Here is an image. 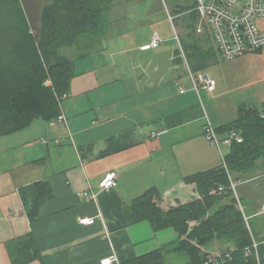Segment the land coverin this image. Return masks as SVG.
<instances>
[{"label":"crops","instance_id":"obj_1","mask_svg":"<svg viewBox=\"0 0 264 264\" xmlns=\"http://www.w3.org/2000/svg\"><path fill=\"white\" fill-rule=\"evenodd\" d=\"M127 1L115 0L104 36L122 32L124 19L115 7ZM168 13L161 24L173 34L158 48L141 49L155 33L145 38L126 34L113 44L108 43L112 37L101 39V47L81 57L76 52L78 73L61 102L66 122L36 119L0 136V264H13L16 247L25 240L40 253L28 264H102L109 257L111 264H123L178 238L172 227L156 230L149 220L136 221L133 202L150 189L161 194L165 210L201 198L196 184L185 178L223 167L233 145L219 148L206 137L207 117L223 127L249 106L230 114L227 104L212 101L227 90L204 91L206 102L203 93H196ZM187 15H174L183 45L191 34ZM206 39L213 47L204 45L212 49L211 62L220 55ZM186 55L191 68L200 71ZM110 171L117 173L118 183L101 190L99 182ZM231 175L248 184L264 175V157L253 169ZM84 192L96 196L86 199ZM238 194L249 214H257L262 206L255 205L256 198L251 203L245 198L255 193ZM87 217L94 221L82 224ZM224 248L229 247L220 240L203 247L211 256H221ZM168 256L169 264L187 263L185 255Z\"/></svg>","mask_w":264,"mask_h":264},{"label":"trees","instance_id":"obj_2","mask_svg":"<svg viewBox=\"0 0 264 264\" xmlns=\"http://www.w3.org/2000/svg\"><path fill=\"white\" fill-rule=\"evenodd\" d=\"M114 6L115 0H47L40 8V31L36 36L22 0H0V136L23 130L36 119L58 118L61 102L77 75L76 60L64 50L77 47L80 57L92 51L93 48L85 50L84 46L93 47L95 39L99 43L104 38ZM194 7L195 1L190 5L175 3L170 13L187 12L191 34L183 46L195 67L203 69L212 59L213 47L208 37H196L198 15L192 11ZM205 44L212 49L205 50ZM263 114L264 107L263 110L242 107L237 120L218 128L220 133L236 130L244 138L241 143H233L231 153L225 157L230 171L253 169L264 157ZM185 180L196 184L201 198L168 210L161 206L157 190L150 189L135 199L136 221L149 220L156 230L172 227L179 236L164 248L123 264H169L168 254L172 252L185 255L186 264H200L210 258L203 247L216 240L229 247L219 264H252L244 253L252 237L238 199L228 188L230 179L226 170L220 167L198 172ZM220 186L226 190L221 191ZM192 221L197 224L191 225ZM258 239L264 264V237ZM230 246L236 250L226 256ZM39 257L33 242L21 241L13 264H28Z\"/></svg>","mask_w":264,"mask_h":264},{"label":"built area","instance_id":"obj_3","mask_svg":"<svg viewBox=\"0 0 264 264\" xmlns=\"http://www.w3.org/2000/svg\"><path fill=\"white\" fill-rule=\"evenodd\" d=\"M192 11H195L198 15V21L196 24V34L204 35L211 39L215 45V49L219 55L224 59H235L250 51L259 50L264 47V0H196L195 7ZM187 12L183 13L186 14ZM181 14V15H183ZM168 17L171 20L174 27V38L177 41L179 48L183 54V57L188 66L189 75L192 81L193 89L201 96L202 91H213L217 86V81L212 78L208 73L201 71H195L191 68L189 58L184 50L182 38L180 32H177L174 26L176 16L168 13ZM164 40L159 34H154L148 44L141 46L142 50H148L152 48H158ZM184 90L181 89V93ZM66 94L64 96L67 97ZM66 116L61 113L58 116V120L66 122ZM206 137L219 148L223 143H241L244 138L241 133L236 130H231L225 133L223 137L218 128L207 117L205 126ZM153 135H156L153 133ZM223 168L228 173L230 184L229 189L238 199V207L244 214V218L247 227L250 231L252 242L250 245L244 248L245 257L252 261V264H263L262 258L259 252V246L261 241L255 235L251 225V214H248L245 210L238 191V183L231 175V171L228 168L224 157ZM118 183V175L114 171H110L99 182V188L101 190L109 191L114 188ZM221 191H225L226 187L220 186ZM86 199L95 198V194L92 192H84L82 194ZM256 215H264V205L261 207ZM94 221L93 218H82L80 222L84 225L91 224ZM236 250L232 247L230 252L226 256ZM213 258L200 264H219V259ZM114 258H106L102 261V264H111Z\"/></svg>","mask_w":264,"mask_h":264},{"label":"rangeland","instance_id":"obj_4","mask_svg":"<svg viewBox=\"0 0 264 264\" xmlns=\"http://www.w3.org/2000/svg\"><path fill=\"white\" fill-rule=\"evenodd\" d=\"M46 1L47 0H22L30 21L31 28L36 36H38L40 31V8H42V5ZM177 2L180 4H193V0H131L127 1L123 5L120 4L121 6L117 5L115 7L117 10L116 13L124 19V22L122 23V26L124 25V28L121 32L122 34H115L114 37L108 34L107 36H104V38L112 37L108 40V43L113 44L117 43L122 37L126 38V34L131 36L135 35L137 38H145L150 37L151 34L157 33L164 40L161 45H164L166 41L172 36L173 31L170 29V27L165 26L166 24H161V22L167 19V11L172 12V8ZM178 29L180 30L179 27ZM166 34H169L168 38ZM82 42L84 43L85 41ZM86 43L88 44V42ZM84 47L85 50L99 48L101 47V40L98 43L97 39H95L93 47ZM64 51L71 57H74L79 49H77V47H73L66 48ZM76 69L78 70L77 66ZM200 71L203 73H208L217 81L219 93L220 91L225 90L229 92L227 94L225 93L221 97H218V94V96L215 97V94L212 97V101L217 104L221 102L227 104L230 114L231 112L234 113L236 107L238 108L242 106H254L259 110H263L264 47L259 50L250 51L235 59H224L221 56H218L217 58L213 59L207 67L201 69ZM203 92L204 91L201 93ZM202 97L203 101L206 102L205 93L202 94ZM220 105L221 104L218 106ZM223 149L226 151L225 145L223 146ZM244 190L249 193L253 192L256 195L254 197L245 195V198L249 203H251L256 198V202H254L255 205H264V175L254 178L248 184H240L239 182L237 191L243 193ZM245 210L249 214L247 208H245ZM250 222L253 226L255 234L259 236V234L264 232V215H252ZM212 244H214V242ZM222 250L225 252L227 249L224 248ZM222 253L221 256L223 255ZM219 257L220 255L211 256L209 260Z\"/></svg>","mask_w":264,"mask_h":264}]
</instances>
